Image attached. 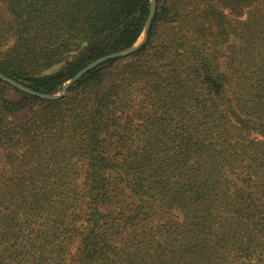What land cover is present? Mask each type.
Instances as JSON below:
<instances>
[{
	"label": "trees",
	"instance_id": "1",
	"mask_svg": "<svg viewBox=\"0 0 264 264\" xmlns=\"http://www.w3.org/2000/svg\"><path fill=\"white\" fill-rule=\"evenodd\" d=\"M155 1L0 79V264H264V0ZM149 8L0 0V74Z\"/></svg>",
	"mask_w": 264,
	"mask_h": 264
},
{
	"label": "water",
	"instance_id": "2",
	"mask_svg": "<svg viewBox=\"0 0 264 264\" xmlns=\"http://www.w3.org/2000/svg\"><path fill=\"white\" fill-rule=\"evenodd\" d=\"M155 11V0H150V8H149V15L147 17V20L144 24V27H143V31H142V35H143V39L141 40L140 43H135L132 47H130L129 49L127 50H124V51H121L120 53L118 54H113L111 56H106V57H103V58H100L92 63H90L88 66L84 67L83 69H81L78 73H76L71 79H69L68 81H66L62 87V90L57 93V94H52V95H45V94H42V93H38V92H35V91H32L31 89L17 83L16 81L12 80V79H9L8 77L4 76V75H1L0 74V79L1 80H4L5 82L15 86V87H18L20 89H22L23 91L29 93V94H32V95H37L41 98H49V99H53V98H59L62 93L65 91V89L71 84L73 83L75 80H77L82 74H84L86 71H88L89 69L93 68L94 66L98 65L100 62H102L103 60L107 59L108 57H114V56H117V55H125L131 51H133L134 49H136L138 46H140L142 44V42L145 40V37H146V31L149 27V23H150V20H151V17L153 15Z\"/></svg>",
	"mask_w": 264,
	"mask_h": 264
},
{
	"label": "rangeland",
	"instance_id": "3",
	"mask_svg": "<svg viewBox=\"0 0 264 264\" xmlns=\"http://www.w3.org/2000/svg\"><path fill=\"white\" fill-rule=\"evenodd\" d=\"M155 5H156V1H155ZM156 8V7H155ZM143 39V35L141 34L139 37H138V39H137V41H136V43L138 44V43H140L141 42V40ZM113 69V68H112ZM5 76V75H4ZM14 80V79H13ZM2 81H4V80H2ZM14 81H16V80H14ZM17 83H19V84H21L20 82H18V81H16ZM11 87H13V88H15L16 90H19V91H22V92H24V93H27V92H25V91H23L22 89H20V88H18V87H15V86H13V85H11V84H9ZM21 85H23V84H21ZM24 86V85H23ZM0 93L1 94H4L5 95V98H7L9 101H13V100H15L16 98H19V96H18V94H17V92H15V91H13L12 89H10V88H7V87H4L3 85H1L0 84ZM27 94H29V93H27ZM35 96H37V95H35ZM37 97H39V96H37ZM39 98H41V97H39ZM7 119L8 120H11V119H14V117H7Z\"/></svg>",
	"mask_w": 264,
	"mask_h": 264
}]
</instances>
